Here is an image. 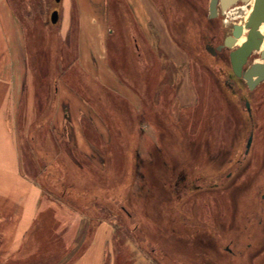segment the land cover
Wrapping results in <instances>:
<instances>
[{
	"label": "rangeland",
	"instance_id": "1",
	"mask_svg": "<svg viewBox=\"0 0 264 264\" xmlns=\"http://www.w3.org/2000/svg\"><path fill=\"white\" fill-rule=\"evenodd\" d=\"M9 1L28 36V90L22 99L29 96L35 110L54 93L51 48L57 47L48 40L36 45V25L52 35L57 25L51 14L60 4ZM210 1L188 0L183 25L171 35L183 51L176 45H143L135 54L142 72L146 56L151 63L143 72L146 81H140L148 93L138 128H125L122 139L112 130L105 140L79 115L77 127L81 121L83 130L76 148L68 113L56 145L61 158L42 157L36 114L20 110L23 171L42 190L40 213L33 240L23 247L28 255L0 257V264H264V82L254 90L243 82V100L232 95L225 80L231 73L228 60L204 45L223 43L230 35L224 16L209 21ZM193 30L199 32L189 38L186 33ZM156 35L169 44L166 35ZM60 46L69 51L71 45ZM217 46L208 45L212 52ZM120 47L114 45L115 51ZM258 58L254 52L249 64ZM180 94L187 98L180 101ZM190 171L194 181L187 184Z\"/></svg>",
	"mask_w": 264,
	"mask_h": 264
},
{
	"label": "crops",
	"instance_id": "2",
	"mask_svg": "<svg viewBox=\"0 0 264 264\" xmlns=\"http://www.w3.org/2000/svg\"><path fill=\"white\" fill-rule=\"evenodd\" d=\"M57 4H60V10H57L59 18L58 22L52 25L58 27H55L52 35L36 25L37 32L35 31L36 36L34 35L33 39L36 45H42L48 40L57 47L51 48L53 62L50 65L54 93L47 102L43 101L39 106L35 104L37 108L34 110L33 105L29 106V96L27 100L25 95L22 99L28 90L29 57L26 49L28 36L11 2L0 0L2 259H12L28 255L30 252L23 247L33 240L30 239V233L40 213L42 197L40 187L23 171L25 168L20 149V139L23 135L20 110L27 114L33 109L36 114L38 139L36 145L42 149V154L40 153L42 157L44 154H50L53 155L52 159L61 158L63 151L56 145H61L58 139L62 138L61 130L66 129L67 122L71 123L68 129L74 131V139L77 140L73 146L77 148V144H81L78 134L79 129L83 130V126L80 121V128L77 127L79 115L89 123H94L95 126L91 124L93 130L99 131L105 140L112 130L118 135V140L122 139L125 128L128 130L138 128L142 120V98L148 93L146 88L142 92L140 81H146L151 63L146 56L144 75L135 54L140 52L143 45H150L151 48H155L154 45H176L182 50L171 35L175 26L183 25L181 23L188 12V0H61ZM176 30L182 33L180 29ZM198 32L193 30L186 34L192 38L196 37ZM159 33L169 38V44L156 39V34ZM60 45H71L70 50L65 51ZM108 45H112V48L109 49ZM114 45H121L120 51L119 49L115 51ZM171 49L167 53L174 58ZM56 73L58 78H55ZM63 81L66 84L62 83ZM71 84H74L73 87ZM179 96L180 101L184 100V97L187 98L182 94ZM145 106L149 107L147 104ZM145 121L149 123L151 120L145 117ZM130 135L135 143L134 132ZM32 137L36 138V135Z\"/></svg>",
	"mask_w": 264,
	"mask_h": 264
},
{
	"label": "water",
	"instance_id": "3",
	"mask_svg": "<svg viewBox=\"0 0 264 264\" xmlns=\"http://www.w3.org/2000/svg\"><path fill=\"white\" fill-rule=\"evenodd\" d=\"M56 3L61 0H54ZM240 0H211L210 12L211 17H216L218 13V7L223 12L227 11L230 7L235 6ZM251 0H241L243 4L249 3ZM59 13L57 10L51 14V23L56 24L58 22ZM264 24V0H256V4L249 21L245 27L242 25H236L232 34L228 35L224 39V45L219 47H227L232 49L236 46L238 40L243 36L244 29L248 30L246 40L237 48L230 52V59L232 70L238 78H243L249 90H254L259 84L264 82V63L256 62L250 67H246L249 58L254 52L260 54L261 60L264 61V34L260 31L261 26ZM246 107L250 112V103H246ZM253 141V133L250 135L247 142V151L249 150Z\"/></svg>",
	"mask_w": 264,
	"mask_h": 264
},
{
	"label": "flooded vegetation",
	"instance_id": "4",
	"mask_svg": "<svg viewBox=\"0 0 264 264\" xmlns=\"http://www.w3.org/2000/svg\"><path fill=\"white\" fill-rule=\"evenodd\" d=\"M211 2V1H210ZM239 6L240 5H242L243 3L241 2V0L237 3ZM197 15H199L202 19H203V16H202V13L199 11V9H197ZM221 12H222V10H221V8H219L218 7V13H217V15H216V17H211V12H210V3H209V13H208V19H209V21H213L214 19H219L220 17H222V14H221ZM225 39V38H224ZM204 45H206V47H205V49L208 51V52H210V53H212V55H215V56H217V57H220L221 56V58H223L224 60L226 59V60H228V63H229V66H230V68H231V73H227L226 74V77H225V80H226V83H227V85L228 84H230V87L232 88V95L234 96V97H238L239 96V98L240 99H244L245 97H244V89H245V87H244V85H242V83L244 82L245 83V85H246V87H247V89L249 90V88H248V86H247V84H246V81L243 79V78H238L237 76H235V74H234V72H233V70H232V65H231V59H230V52L232 51V49H228L227 47H223V48H220L219 49V47L221 46V45H224V40H223V43H218V44H214L212 41H210V40H207V42H205L204 43ZM208 45H219V46H217L216 48H215V52H212L213 51V48L212 49H210L209 47H208ZM229 52V55L227 56L226 55V53H228ZM214 53V54H213ZM254 54V53H253ZM252 54V55H253ZM259 54V53H258ZM251 58V57H250ZM250 58H249V60H250ZM258 59H261V57H260V54H259V58ZM249 60H248V64H247V66L246 67H250L253 63H255V61L253 62V63H251V64H249ZM224 76H225V74H224ZM223 76V77H224ZM260 85V84H259ZM258 85V86H259ZM241 92V93H240ZM247 102H249L248 100H246V103ZM246 109H247V107H246ZM247 111H248V109H247ZM248 113L250 114V116H251V108H250V112L248 111ZM252 134V133H251ZM254 137V136H253ZM248 142V141H247ZM253 142V141H252ZM251 147H252V143H251V146H250V148H249V150L247 151V145H246V151H245V153H244V155L245 156H247L248 154H249V152H250V150H251ZM192 173V174H191ZM194 172H187V184H189V183H191V182H193L194 181V179H193V174ZM203 177V176H202ZM203 178H205V177H203ZM184 179H186L185 178V176L182 178V180H184ZM198 240V239H197ZM215 241H218V237L215 239Z\"/></svg>",
	"mask_w": 264,
	"mask_h": 264
},
{
	"label": "bare ground",
	"instance_id": "5",
	"mask_svg": "<svg viewBox=\"0 0 264 264\" xmlns=\"http://www.w3.org/2000/svg\"><path fill=\"white\" fill-rule=\"evenodd\" d=\"M255 4L256 0H251L247 4H242L240 6L236 4L235 6L230 7L227 11L221 12L222 16H224L223 26L230 29L229 34H232L236 25H242L245 27L246 23L249 21L252 15ZM260 31L262 32V34H264V24L261 26ZM247 33L248 30L244 29L243 36L238 40L236 46L233 47L232 50L239 47L246 40ZM256 62L264 63V61H262L261 59L256 60L255 63Z\"/></svg>",
	"mask_w": 264,
	"mask_h": 264
},
{
	"label": "trees",
	"instance_id": "6",
	"mask_svg": "<svg viewBox=\"0 0 264 264\" xmlns=\"http://www.w3.org/2000/svg\"><path fill=\"white\" fill-rule=\"evenodd\" d=\"M190 170H191V169H190ZM193 171H194V170H193ZM193 171H192V172H193ZM122 209H123L124 211H126V212H128V211H129V210L127 209V207H125V206H124V207H122Z\"/></svg>",
	"mask_w": 264,
	"mask_h": 264
}]
</instances>
